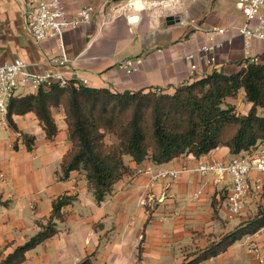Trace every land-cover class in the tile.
Returning a JSON list of instances; mask_svg holds the SVG:
<instances>
[{
  "label": "crops",
  "instance_id": "1",
  "mask_svg": "<svg viewBox=\"0 0 264 264\" xmlns=\"http://www.w3.org/2000/svg\"><path fill=\"white\" fill-rule=\"evenodd\" d=\"M135 2L62 0L70 15L92 7L91 21L61 38L37 42L25 26L24 0H0V65L19 58L32 74L59 73L113 92L159 88L172 94L213 71L232 75L240 70L239 62L264 56V41L251 39L246 46L237 33L245 19L233 1L139 0V8ZM167 16L179 21L168 26ZM210 27L227 30L221 37L224 44L216 51L214 65L197 56V70L192 71L185 56L205 41L204 31ZM137 57L142 61L136 71L121 67ZM34 92L21 89L17 96ZM226 103L240 115L251 108L243 89ZM52 116L58 129L52 139L32 112L12 117L16 129L0 116V263L40 230L52 202L63 195L74 200L56 221L57 233L28 250L20 264H184L264 208V198L247 197L231 226L223 218L234 217L225 205L229 174L183 172L174 179H153L161 170L183 165L227 163L235 155L224 146L160 165L149 159L137 164L127 156L129 172L97 201L83 171L61 179V162L72 144L63 109H54ZM22 135L34 137L31 149ZM255 175L252 171L249 177ZM198 264H264V228Z\"/></svg>",
  "mask_w": 264,
  "mask_h": 264
},
{
  "label": "trees",
  "instance_id": "2",
  "mask_svg": "<svg viewBox=\"0 0 264 264\" xmlns=\"http://www.w3.org/2000/svg\"><path fill=\"white\" fill-rule=\"evenodd\" d=\"M260 59L259 63L239 62L240 70L232 75L213 71L178 86L172 94L159 88L113 92L85 85L75 87L73 82L65 87L41 86L34 93L12 98L6 118L16 129L12 117L32 112L46 137L52 139L58 132L52 112L62 108L72 147L62 159L61 179L68 178L71 172L83 171L95 198L102 201L129 172L124 163L127 156L137 164L149 159L160 165L185 154L200 157L219 146L227 147L233 155H242L263 144L264 56ZM241 89L251 103L245 115L226 103L228 98H236ZM107 136H114L117 142L106 143ZM22 139L31 149L34 137L22 135ZM73 200L71 195L56 198L47 222L39 224L40 230L0 264H20L28 250L53 237L57 233L56 221L63 219V209ZM263 228L264 208H260L255 216L184 264L216 257Z\"/></svg>",
  "mask_w": 264,
  "mask_h": 264
},
{
  "label": "built area",
  "instance_id": "3",
  "mask_svg": "<svg viewBox=\"0 0 264 264\" xmlns=\"http://www.w3.org/2000/svg\"><path fill=\"white\" fill-rule=\"evenodd\" d=\"M24 2L25 26L37 42L49 38H61L64 32L88 24L92 19L93 9L90 6L82 7L70 15L62 0H24ZM235 5L245 19L243 25L236 29L237 33L245 38V45L248 46L251 39L264 41V0H235ZM226 32L227 30L222 27L205 29V41L185 56L190 62L192 71L197 70L194 62L197 56L203 57L208 66L216 63V51L223 46L224 41L221 37ZM260 60V57H254L250 62L259 63ZM141 61L140 57L128 59L121 63V67L129 72L136 71ZM70 82H73L75 87L86 84L85 80H70L59 73L32 74L27 70L26 63L19 58L3 63L0 65V116H6L10 100L16 97L21 89L36 91L39 87L50 84L65 87ZM252 171H255L256 175L250 178L249 174ZM183 172L201 175L229 174L231 183L225 196V205L229 215L237 217L241 215L247 197L264 198V143L259 144L251 153L233 156L227 163L214 161L195 167L183 165L177 170H161L153 179H174Z\"/></svg>",
  "mask_w": 264,
  "mask_h": 264
},
{
  "label": "rangeland",
  "instance_id": "4",
  "mask_svg": "<svg viewBox=\"0 0 264 264\" xmlns=\"http://www.w3.org/2000/svg\"><path fill=\"white\" fill-rule=\"evenodd\" d=\"M230 1H233V2L235 3V0H230ZM105 141H106V143H108V144H113V143H116V142H117V140H116V138H115L114 136H107L106 139H105ZM228 217H229V216H228V215H225V214H224V216H223V218L229 220L231 226L235 225V223L237 222L236 218H235V217H230V218H228ZM248 217H249V219H250V218H252V215H249Z\"/></svg>",
  "mask_w": 264,
  "mask_h": 264
},
{
  "label": "water",
  "instance_id": "5",
  "mask_svg": "<svg viewBox=\"0 0 264 264\" xmlns=\"http://www.w3.org/2000/svg\"><path fill=\"white\" fill-rule=\"evenodd\" d=\"M135 6H136L137 8L140 7V2H139V0H136V2H135ZM178 21H179V18H178V17H174V16H167V17L165 18V22H166V24H167L168 26L173 25L174 23H176V22H178Z\"/></svg>",
  "mask_w": 264,
  "mask_h": 264
}]
</instances>
